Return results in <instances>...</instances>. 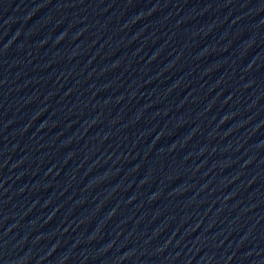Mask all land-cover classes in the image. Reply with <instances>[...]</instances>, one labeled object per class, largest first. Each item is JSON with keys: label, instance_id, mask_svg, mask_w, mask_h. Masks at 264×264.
I'll use <instances>...</instances> for the list:
<instances>
[{"label": "water", "instance_id": "95a60500", "mask_svg": "<svg viewBox=\"0 0 264 264\" xmlns=\"http://www.w3.org/2000/svg\"><path fill=\"white\" fill-rule=\"evenodd\" d=\"M0 264H264V0H0Z\"/></svg>", "mask_w": 264, "mask_h": 264}]
</instances>
